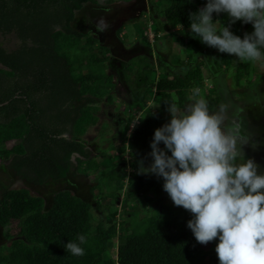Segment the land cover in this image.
Wrapping results in <instances>:
<instances>
[{
  "label": "trees",
  "instance_id": "obj_1",
  "mask_svg": "<svg viewBox=\"0 0 264 264\" xmlns=\"http://www.w3.org/2000/svg\"><path fill=\"white\" fill-rule=\"evenodd\" d=\"M86 3L99 4L100 0H0V34L4 38L14 35L20 43L8 48L0 42V161L9 160L8 167L16 175L35 184L94 172V189L101 182L95 203L104 213L93 217L94 204L70 188L55 192L49 208L43 196L28 189H6L0 197V222L12 242L0 247V264H225L229 260L225 253L231 251L230 259L235 260L247 255L252 245L264 244V194L259 191L220 188L208 208L196 195L162 200L144 216L129 205L137 198L152 202L182 185H170L167 177L175 173L174 161L188 150L189 141L176 142L168 136L167 130L176 129V118L169 115L158 121L160 115L157 109L153 111L150 95L155 92L159 109L183 110L193 96L197 98L191 82L200 85L205 80V60L190 63L178 58L174 65H182L184 74L170 71L151 83L149 76L159 73L148 61L147 67L143 65L145 72L136 75L145 82L140 87L132 85V107L144 116L136 122L133 113L124 125L127 133L136 122L128 138L134 150L128 161L134 187L123 199L118 220L120 212L114 204L124 191L125 162L116 161L105 173L107 167L90 156L83 142L98 120L94 104L104 98L111 101L115 89L113 74L103 71L111 47L71 25L76 11ZM154 3L164 5L166 19L162 27L157 12L155 33L162 28H186L183 36L174 39L187 46L189 55L205 50L215 40L214 30L208 34L198 28L209 15L199 1ZM211 10L214 14L218 8ZM241 13H227L215 40L214 63L220 68L228 65L236 46L254 48L256 41H264V28L245 27ZM251 69L250 62L238 64L236 85ZM125 73L127 83L136 78ZM211 91L214 94H206L205 104L215 108L221 96L216 89ZM126 149L123 141L119 150L125 153ZM211 158L209 154L208 161L215 168L223 161L220 157L214 165ZM145 164L151 166L150 172H140ZM107 182L115 190L107 192ZM147 187L153 188L156 198L146 194ZM13 221L18 223L16 233L8 227ZM118 237L122 239L119 244ZM207 241L212 245L209 250L203 246ZM214 249L223 253L214 257Z\"/></svg>",
  "mask_w": 264,
  "mask_h": 264
},
{
  "label": "rangeland",
  "instance_id": "obj_2",
  "mask_svg": "<svg viewBox=\"0 0 264 264\" xmlns=\"http://www.w3.org/2000/svg\"><path fill=\"white\" fill-rule=\"evenodd\" d=\"M157 1L112 0L108 2L100 0L99 4L86 3L75 13V18L71 23L75 30L92 33L90 25L96 23L100 25L97 28H100L104 34V44L113 49L111 58L103 69L113 74L115 81L113 98L111 101L104 98L94 104L98 120L83 136V142L90 156L107 167L105 173L115 167L116 161L125 162L124 166L128 174L131 171L128 161L134 156L132 141L128 139L129 133L135 128L138 119L144 116V114L141 115L139 109L134 110L132 107L134 103L132 85L140 87L141 83L143 85L145 82V79L138 80L136 75L145 72L143 65L147 67L148 61L155 65L158 73L160 72L159 75L149 76L151 83L154 78L157 79L158 76L168 74L170 71L184 74L185 69L182 65L172 66L179 60L178 58H183L184 61L190 63L205 60L206 65L203 67L205 80L200 85L191 82V88L197 94V98L193 96L183 110L181 108L173 111L168 108L159 109L157 106L159 101L154 97L155 92L150 95L152 96L150 97L152 98L151 107H154L153 111L158 110L160 115L157 118L158 121H162L169 115L176 118V129L173 132L167 130L168 136L176 142L189 141V145L186 146L188 150L182 151L181 157H177L174 161L177 164L175 173L167 177L170 185H182L179 188L165 191L160 198L152 202H149L147 198H141L142 200L137 198L129 205L134 207L140 216H144L149 207L159 205L162 200L174 201L176 198L181 199L191 195L200 197L204 206L208 208L216 192L224 187H233L240 191L255 190L264 194V186H262L264 184L262 182L264 180V41H256L258 47L254 48H243L241 44L236 46L233 54L228 57L227 66L220 68L214 63L215 40L222 31L227 13L230 11L243 12L241 14L245 27L252 28L251 25H253L256 30L263 29L264 0H197L200 7L206 6L209 14L198 28H202V31L208 34L214 30L215 40L205 50L192 55H189V49L184 43L175 41L177 39L175 37H180V33L187 30L184 27L180 26L172 31L171 36L173 37H167L168 34L164 35L163 39H159L160 42L155 41L154 43L149 40L148 29L151 27L152 31H156V22L152 21L154 17L156 18V12L161 14L160 17H164L162 15L164 5L155 6L154 2ZM213 7L218 8L214 14L211 10ZM123 31L126 33L121 38L126 44L123 45L128 46L127 49L121 44L117 35ZM93 35L98 36V33ZM145 36L147 40H144ZM0 42L8 48H15L20 44L14 35L4 38L0 34ZM155 51L159 54L153 59L149 54L153 55ZM243 62L252 64L251 74L242 79L240 85H236L235 73L238 64ZM125 72L136 78L128 80L129 83H127ZM212 89H216L221 96L220 103L215 108H209L205 104L206 94L208 92L214 94ZM82 102L84 101H76L75 104ZM133 113H136L137 120L131 126V130L124 133L126 118ZM123 141L127 148L125 153L119 150ZM209 154L215 159L214 165L218 163L220 157L223 158V162H220L217 168L213 167L208 161ZM213 158L210 159L211 163ZM8 162L9 160L0 161V197L6 189L24 188L33 194L43 196L46 200V207L49 208L53 203L55 192L70 188L74 193L94 204L93 217L103 215L104 212L98 210V205L95 203L101 189V182H98V186L94 189L97 184V181L93 179L94 172L89 175H69L64 179L35 184L16 175L8 167ZM112 163L113 166H111ZM193 165L197 168L195 169ZM151 170V166L145 164L140 172ZM107 183V192L115 190L111 182ZM133 185L128 174L119 201H113L114 206L120 212L117 216L118 220L122 218L123 199L126 193L133 189ZM146 192L149 196L156 198L153 188L147 187ZM211 221L212 216L207 222L211 223ZM13 222L8 227L11 232L16 233L18 223ZM221 222L224 221L221 220ZM6 230L7 228H4L0 222V247L12 242L5 236ZM115 240L119 244L122 239L118 237ZM203 246L206 250L212 248L210 241L205 242ZM222 253L214 249L212 255L218 257ZM225 254L229 258L225 264H264V244L252 245L250 252L239 259L231 260V251Z\"/></svg>",
  "mask_w": 264,
  "mask_h": 264
},
{
  "label": "crops",
  "instance_id": "obj_3",
  "mask_svg": "<svg viewBox=\"0 0 264 264\" xmlns=\"http://www.w3.org/2000/svg\"><path fill=\"white\" fill-rule=\"evenodd\" d=\"M148 14V13H147ZM146 14V15H147ZM156 18L154 17L153 19H152V17H151V19H152V21L154 20L155 22H157L156 20H157V17L159 16L158 15V13L156 12ZM159 20H160V25L163 27L164 26V23H166V19L165 18H163V17H159ZM151 28V27H150ZM149 30V29H148ZM167 30V29H166ZM166 30H164L163 28L162 29H160V31L159 32H156V42H160V40L159 39H163L164 37V35H166V34H168L167 35V37H169V36H171L172 34V31H175L176 29L175 28H172V29H168L167 30V32H165ZM126 32H122V33H119V35H118V37L120 38V42H121V44L123 45V44H125L124 42H122V40L121 39H123V38H121V36H123L124 34H125ZM184 35V32H181L180 33V36H183ZM116 36V35H115ZM159 36V38H157ZM169 40V39H168ZM126 45V44H125ZM172 45V44H171ZM124 46V45H123ZM159 46H161L160 44H159ZM125 47V49H127L128 48V46L126 47V46H124ZM123 47V48H124ZM111 50H113L112 48H111ZM159 53L158 52H154L153 53V55H151L150 54V57L151 58H153V59H155L154 58V56H157ZM181 60H183V58H180ZM172 66H177V64L176 65H172ZM160 73V72H159ZM262 125H263V123H262ZM251 128H254V127H252L251 126ZM255 129V128H254ZM223 159V158H222ZM223 162V161H222ZM262 182H264V180L262 181ZM262 186H264V184H262Z\"/></svg>",
  "mask_w": 264,
  "mask_h": 264
},
{
  "label": "clouds",
  "instance_id": "obj_4",
  "mask_svg": "<svg viewBox=\"0 0 264 264\" xmlns=\"http://www.w3.org/2000/svg\"><path fill=\"white\" fill-rule=\"evenodd\" d=\"M94 4H96V3H94ZM178 27H180V26H177L175 29H177ZM182 27V26H181ZM123 30V29H122ZM125 32V31H124ZM149 32H150V41L151 42H154L155 43V41H156V33H155V31H152L151 30V28H149ZM154 32V33H153ZM93 34H96V33H94V32H92ZM103 33V32H102ZM117 35H119V34H117ZM99 37V36H98ZM100 39V38H99ZM122 41H123V39H121ZM103 43H104V40L102 41ZM133 125V124H132ZM131 125V126H132ZM131 130V129H130ZM131 133V132H130Z\"/></svg>",
  "mask_w": 264,
  "mask_h": 264
},
{
  "label": "water",
  "instance_id": "obj_5",
  "mask_svg": "<svg viewBox=\"0 0 264 264\" xmlns=\"http://www.w3.org/2000/svg\"><path fill=\"white\" fill-rule=\"evenodd\" d=\"M94 33H98V36L100 38V41L104 40V34L102 33V31H98V29H93Z\"/></svg>",
  "mask_w": 264,
  "mask_h": 264
},
{
  "label": "flooded vegetation",
  "instance_id": "obj_6",
  "mask_svg": "<svg viewBox=\"0 0 264 264\" xmlns=\"http://www.w3.org/2000/svg\"><path fill=\"white\" fill-rule=\"evenodd\" d=\"M100 25H97L96 23H93V24H91L90 25V28H91V30L93 31V29H98V31H101V29L100 28H97V27H99ZM112 52V51H111Z\"/></svg>",
  "mask_w": 264,
  "mask_h": 264
},
{
  "label": "built area",
  "instance_id": "obj_7",
  "mask_svg": "<svg viewBox=\"0 0 264 264\" xmlns=\"http://www.w3.org/2000/svg\"><path fill=\"white\" fill-rule=\"evenodd\" d=\"M129 135H130V133H129Z\"/></svg>",
  "mask_w": 264,
  "mask_h": 264
}]
</instances>
